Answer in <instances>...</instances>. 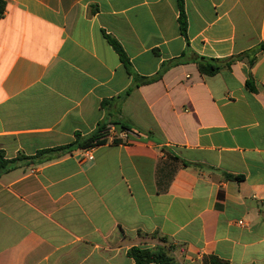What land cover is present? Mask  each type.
<instances>
[{
	"label": "crops",
	"instance_id": "0c3cea01",
	"mask_svg": "<svg viewBox=\"0 0 264 264\" xmlns=\"http://www.w3.org/2000/svg\"><path fill=\"white\" fill-rule=\"evenodd\" d=\"M4 1L0 264H134L133 246L264 264V0H183L185 37L177 0ZM104 34L160 77L125 93ZM100 124L132 131L54 150Z\"/></svg>",
	"mask_w": 264,
	"mask_h": 264
},
{
	"label": "trees",
	"instance_id": "16d2710c",
	"mask_svg": "<svg viewBox=\"0 0 264 264\" xmlns=\"http://www.w3.org/2000/svg\"><path fill=\"white\" fill-rule=\"evenodd\" d=\"M177 6L179 11L178 16V24H179V31L181 35L184 37L186 36V16L183 10V0H177ZM5 9V1L0 0V17L3 15ZM104 37L107 41V43L112 47V49L117 54L119 61L123 64L126 71L133 76V84L132 86L125 92L127 93L129 90H131L134 86H138L143 83H148L153 80H156L160 77L161 71L157 73L156 76L146 79L141 76H138L137 74H134V72L131 70V66L128 60V57L126 56L125 52L123 51L120 44L111 36L104 34ZM178 61V60H177ZM230 65V62L228 60H216V59H210V58H204L200 57L196 59V66L197 70L201 75L205 76H212L215 73H217L221 68L228 67ZM246 86L249 89H252L250 81H246ZM104 101L101 102V106L104 105ZM104 126L100 124L98 126L97 132L94 133L92 136L87 137L84 140H81V138L77 137L75 141L71 144H68L66 146H62L59 148H56L54 150L64 152L65 150L70 149L71 147H78V148H88V147H94L96 145L102 144L106 142L105 134H103ZM120 129L130 130V128L126 127L125 125H120ZM122 139L120 138H113L111 140L112 143L115 142H121ZM12 160H4L2 157V154L0 152V172L5 169V166L9 163H12ZM235 179H240L239 176L235 177ZM150 237H157L156 234H150ZM160 241L165 242V239L160 237ZM127 255L133 259L134 264H166L171 262L170 257L166 254V247L157 246L156 248L149 249V248H141L137 246H133L127 251ZM203 264H228L226 261L220 260L214 256L205 257L203 259Z\"/></svg>",
	"mask_w": 264,
	"mask_h": 264
},
{
	"label": "built area",
	"instance_id": "2783aa9c",
	"mask_svg": "<svg viewBox=\"0 0 264 264\" xmlns=\"http://www.w3.org/2000/svg\"><path fill=\"white\" fill-rule=\"evenodd\" d=\"M119 133H115L114 132V128L112 125H107L105 126V138L107 139V137L110 138V140H112L113 138H120V139H123L125 138L130 132V130H125V129H120L119 128ZM91 148L92 147H88V148H85L84 149V154L86 155V157L88 159H91L92 156H91ZM239 225H243V222L242 221H239L237 222Z\"/></svg>",
	"mask_w": 264,
	"mask_h": 264
},
{
	"label": "rangeland",
	"instance_id": "374dc122",
	"mask_svg": "<svg viewBox=\"0 0 264 264\" xmlns=\"http://www.w3.org/2000/svg\"><path fill=\"white\" fill-rule=\"evenodd\" d=\"M103 134H105V127H104V129H103ZM12 163H9V164H7L6 166H5V169H8L9 167H10V165H11ZM4 169V170H5ZM3 171V170H2Z\"/></svg>",
	"mask_w": 264,
	"mask_h": 264
}]
</instances>
